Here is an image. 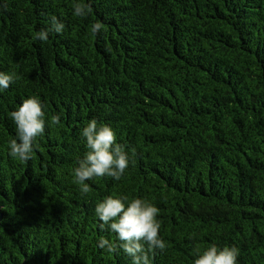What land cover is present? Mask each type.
Returning a JSON list of instances; mask_svg holds the SVG:
<instances>
[{
    "label": "trees",
    "instance_id": "trees-1",
    "mask_svg": "<svg viewBox=\"0 0 264 264\" xmlns=\"http://www.w3.org/2000/svg\"><path fill=\"white\" fill-rule=\"evenodd\" d=\"M83 2L85 18L73 0H0V72L15 74L0 89V264H132L98 247L118 243L95 214L109 195L159 209L167 247L151 264H193L213 243L264 264V0ZM52 16L63 32L33 39ZM31 96L45 132L22 161L9 154L10 113ZM92 119L129 165L84 194L72 170Z\"/></svg>",
    "mask_w": 264,
    "mask_h": 264
},
{
    "label": "clouds",
    "instance_id": "clouds-1",
    "mask_svg": "<svg viewBox=\"0 0 264 264\" xmlns=\"http://www.w3.org/2000/svg\"><path fill=\"white\" fill-rule=\"evenodd\" d=\"M73 15L87 17L91 12L89 4L83 0H73ZM64 23L56 16L50 18V27L36 32L33 39L47 41L49 32L62 33ZM103 29V24L95 22L91 25L92 34ZM15 81V74L0 72V89H8ZM10 117L16 125V137L9 141V154L22 161L31 158L34 142L45 132V112L41 102L31 96L22 100L21 105L11 111ZM50 123L60 125L59 115H53ZM89 151L72 170L74 183L84 194L90 191L85 181L93 177L109 176L120 180L129 165V156L125 146L116 142V135L108 124H99L92 119L83 128ZM128 197L109 195L96 204L95 214L102 221L100 227L116 233L118 243L101 238L98 247L105 248L109 253L121 250L132 258V264H151L150 256L156 250L164 251L166 242L160 237V222L157 219L159 209L146 199L134 197L128 203ZM146 245V247H145ZM196 258L193 264H237L239 250L235 246L225 245L222 248L215 243L203 251L195 249Z\"/></svg>",
    "mask_w": 264,
    "mask_h": 264
},
{
    "label": "water",
    "instance_id": "water-1",
    "mask_svg": "<svg viewBox=\"0 0 264 264\" xmlns=\"http://www.w3.org/2000/svg\"><path fill=\"white\" fill-rule=\"evenodd\" d=\"M2 219V214H1V212H0V220ZM21 264H25V263H21Z\"/></svg>",
    "mask_w": 264,
    "mask_h": 264
}]
</instances>
